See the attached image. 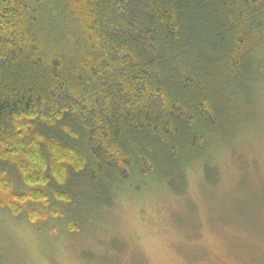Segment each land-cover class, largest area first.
<instances>
[{
  "label": "trees",
  "instance_id": "1",
  "mask_svg": "<svg viewBox=\"0 0 264 264\" xmlns=\"http://www.w3.org/2000/svg\"><path fill=\"white\" fill-rule=\"evenodd\" d=\"M258 44L264 0H0V211L73 231L80 183L184 180Z\"/></svg>",
  "mask_w": 264,
  "mask_h": 264
},
{
  "label": "rangeland",
  "instance_id": "2",
  "mask_svg": "<svg viewBox=\"0 0 264 264\" xmlns=\"http://www.w3.org/2000/svg\"><path fill=\"white\" fill-rule=\"evenodd\" d=\"M255 48L254 73L210 87L215 126L184 180L163 176L158 159L119 192L80 183L65 217L73 231L0 211V264H264V45Z\"/></svg>",
  "mask_w": 264,
  "mask_h": 264
}]
</instances>
